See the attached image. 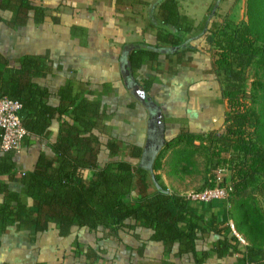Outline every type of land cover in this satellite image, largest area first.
<instances>
[{
  "label": "trees",
  "instance_id": "trees-1",
  "mask_svg": "<svg viewBox=\"0 0 264 264\" xmlns=\"http://www.w3.org/2000/svg\"><path fill=\"white\" fill-rule=\"evenodd\" d=\"M31 9L35 20L41 21L45 9L33 0H0V21L12 29L23 26ZM4 11L9 12L7 17ZM246 12L248 19L240 25L226 30L211 20L203 32L202 46L211 53L224 105L223 128L178 132L165 140L149 167L135 161L142 155L140 145L113 132L110 119L115 111L103 99L111 91L108 81L89 88L86 82L67 78L54 90L44 80L54 69L48 55L26 53L14 63L0 51V96L21 103L20 117L26 130L21 149L35 144L39 147L33 165L21 170L17 165L20 151L0 150V231L14 226L31 231L29 237L34 240L54 226L57 235L70 242L74 256L83 258L82 264L104 261V244L109 240L125 244L124 234L138 240L135 247L125 245L141 256L147 242H159L162 264L171 258L179 264H205L212 256L231 254L241 256L237 264L264 260V206H254L250 197L264 189L262 117L254 106L264 99V79L257 78L252 91L246 89L254 64L264 75V0H247ZM189 30L178 1L160 0L155 41L127 50V70L132 75L145 62L153 71L140 79L138 95L147 96L150 86L160 81L156 73L162 54L181 58L189 49V44H184ZM175 70L169 68L172 73ZM55 119L58 130L51 141L50 125ZM178 145L179 150H187L184 161L191 162L202 149L212 169H225V181L232 189L226 198L207 201L209 206L224 203L219 219L209 218L197 200L169 190L161 180L157 170L163 152ZM87 170L91 171L89 176ZM17 172L20 186L11 188L8 181ZM228 198L241 209L234 217V227L243 233L247 244L229 223ZM138 227L149 233L141 236ZM86 231L90 235L84 237L82 232ZM213 235L217 237L209 248L206 244Z\"/></svg>",
  "mask_w": 264,
  "mask_h": 264
},
{
  "label": "crops",
  "instance_id": "crops-1",
  "mask_svg": "<svg viewBox=\"0 0 264 264\" xmlns=\"http://www.w3.org/2000/svg\"><path fill=\"white\" fill-rule=\"evenodd\" d=\"M159 1L33 0V4L45 9L43 19L39 22L35 20L31 9L23 26L12 29L0 21V51L14 63H16L15 59L26 53L48 55L52 59L54 69L52 76L44 80L54 90L67 78L86 82L89 88L98 87L101 82L108 81L112 86L111 91L103 99L115 111L110 119L113 132L125 141L129 140L128 142L140 145L142 155L135 161L149 167L155 157L151 159L145 151L150 148L159 123L155 124L154 133L150 129V113L138 96L137 90L141 88L140 79L153 71L151 64L145 62L138 70H134L135 73L132 75L127 70V50L134 45L155 41ZM177 1L180 14L189 22L190 30L184 42L189 44V49L181 58L175 54L169 57L164 54L160 56L159 72L156 73L160 81L152 84L146 93L162 113L164 130L158 153L165 140L182 130L207 132L211 129H219L224 122V113L220 122L212 113L205 114L204 105L207 103L209 107V101L206 100V103L200 101L203 100L202 90H206V95L209 97L211 76L215 77L219 89L216 73L212 70L211 53L202 46L203 32L211 21L210 16L207 15L205 18L211 0ZM8 15V11L3 12L4 17ZM170 67H175L174 73L169 71ZM189 89L201 90L200 99L188 103L186 94ZM172 90H177L178 95L176 96L175 91L173 94ZM155 93H158L157 97L153 96ZM181 93L182 95L179 96ZM57 100L54 95L52 101L56 103ZM58 124L59 121L56 119L51 122V141L56 136ZM38 148L35 144L30 149L20 150L17 162L19 170L33 165ZM168 148L165 149V154L170 152L168 150L171 148ZM90 174L91 171L87 170L86 176ZM8 183L9 187L18 188L19 172ZM197 203L200 209L206 211L209 218H220L223 202H215L211 206L206 201ZM229 223L241 242L249 243L243 233L235 229L231 218ZM137 231L144 237L149 233L144 227H138ZM30 232L17 230L14 226L0 231V264H27V261L30 264H50L60 261L64 264H82L79 258L65 257L66 238L58 236L54 226L47 227L34 240L29 237ZM46 232L51 235L50 241L39 244L42 242L39 240L40 237ZM216 237V235L211 236L206 244L207 247H212L211 240ZM123 239L125 244L132 247L138 244V240L130 234H124ZM125 244H118L113 240L107 241L104 244L107 248V257L96 264H162L160 260L162 247L159 242H147L142 256L131 252L129 250L131 247ZM44 249L47 253L34 255L36 251L41 252ZM240 259L239 254L226 257L212 256L205 264H237ZM166 264L179 263L171 258ZM256 264H264V260Z\"/></svg>",
  "mask_w": 264,
  "mask_h": 264
},
{
  "label": "rangeland",
  "instance_id": "rangeland-1",
  "mask_svg": "<svg viewBox=\"0 0 264 264\" xmlns=\"http://www.w3.org/2000/svg\"><path fill=\"white\" fill-rule=\"evenodd\" d=\"M247 0H211L210 5L207 9L205 18L210 16V20H215L218 24L221 25L222 29L229 30L231 27L236 25H240L243 22L247 21ZM202 41L204 43L205 37H202ZM210 79V87L208 90V95H206V90H200L201 96L203 100H200L201 103H206V100L209 101V107H207V103L204 105V110L207 113H212L214 116H217L218 121H222L223 113H224V105L220 99L219 89L217 87V81L214 76H211ZM264 79L263 71L259 68L256 64H254L249 73V78L246 82V89L247 91H252L255 87V80ZM176 96L178 95L177 90H172ZM200 91L189 89L187 92V100L188 103L191 101H195L200 99ZM181 92V91H180ZM158 93L153 94L154 97H157ZM182 93L179 95L181 96ZM205 100V102H204ZM254 106L260 113L262 117V124L260 129V136L264 143V99L260 98L254 103ZM204 114V117L206 116ZM173 123V121L171 122ZM223 126H221L218 130H221ZM129 141V140H128ZM171 150H168V154L163 152L161 157V167L157 170L159 173L161 180L166 184L169 190L181 193L184 195H189L194 191H197L199 188L204 186L208 182H212L213 184H217L220 182L227 183L225 181L226 171L223 168H215L212 169L209 164L206 162L204 156H202V149L197 152L193 157L191 162H186L183 158L186 157L187 150H179L182 149L181 146L176 147H169ZM168 148V149H169ZM179 159V160H178ZM175 160V162H173ZM177 160V161H176ZM175 163V164H173ZM250 197H253V205L256 207H263L264 206V189L262 191H255L250 194ZM227 206L229 208L230 216L232 224L234 226V217L241 213V209L238 207V203L232 202L228 198ZM239 232V231H238ZM82 235L86 237L90 235L88 232H82ZM50 236L47 232L40 237L39 244H44L46 241H50ZM242 237V236H240ZM65 257L76 259L74 253L71 249L70 242L65 241ZM106 244V243H105ZM110 251V250H109ZM43 255L47 253L44 249L41 252L36 251L34 253L35 256H39L38 254ZM82 258V257H81ZM79 258V259H81ZM83 259V258H82ZM27 264H30L27 261Z\"/></svg>",
  "mask_w": 264,
  "mask_h": 264
},
{
  "label": "built area",
  "instance_id": "built-area-1",
  "mask_svg": "<svg viewBox=\"0 0 264 264\" xmlns=\"http://www.w3.org/2000/svg\"><path fill=\"white\" fill-rule=\"evenodd\" d=\"M21 103L19 100L0 96V150L20 151L21 143L26 130L20 117ZM227 183L207 185L187 195L188 198L197 201H210L226 198L231 190Z\"/></svg>",
  "mask_w": 264,
  "mask_h": 264
},
{
  "label": "water",
  "instance_id": "water-1",
  "mask_svg": "<svg viewBox=\"0 0 264 264\" xmlns=\"http://www.w3.org/2000/svg\"><path fill=\"white\" fill-rule=\"evenodd\" d=\"M141 99L144 102V105L146 106V108L148 109L149 113H150V129H152V131L154 132V126L155 124L159 123L158 128H157V132L155 133V137L153 138V141L150 145V148L145 151L147 156L150 157L151 159L156 157L159 148L161 147L162 144V139H163V123H162V113H161V109L155 105L151 99L147 96L141 95L139 94ZM138 95V96H139Z\"/></svg>",
  "mask_w": 264,
  "mask_h": 264
}]
</instances>
